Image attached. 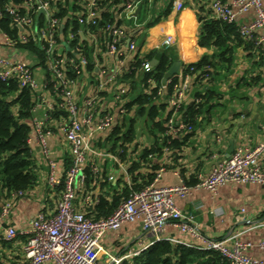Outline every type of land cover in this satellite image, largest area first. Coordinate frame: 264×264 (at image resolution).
<instances>
[{"label":"crops","instance_id":"obj_1","mask_svg":"<svg viewBox=\"0 0 264 264\" xmlns=\"http://www.w3.org/2000/svg\"><path fill=\"white\" fill-rule=\"evenodd\" d=\"M176 1L183 5L180 10L175 8ZM222 1L231 3L233 0ZM211 2L212 0H141L134 13L135 18L131 20L125 18V11L120 10V7L110 5L108 11L118 19V24L126 31L122 42L123 49L128 50V44L134 41L133 54L148 55L151 51H156V54L166 53L175 61H180L181 65H187L199 61L203 56L215 54L214 47L199 45V16L213 19ZM157 17H161L160 20L147 27V24ZM255 18L254 11L250 10L238 14L233 23L239 30L241 26L251 24ZM263 33V29H256L254 35L259 37ZM166 38L170 39V45L164 49L163 42ZM0 55L12 62L27 61L32 64L36 60L26 49L6 47L1 29ZM97 60V66L94 67L93 64L90 68H94L92 77L86 76L74 84L73 92L77 102L94 92L93 81L95 77H101L99 68L104 70L103 78H107L117 66L116 57L109 55L105 49L98 51ZM33 71L41 85L45 78L44 69L34 66ZM119 80L122 81L121 77ZM115 86V83L108 86L103 94L108 92L104 99L102 98L103 105L110 102ZM210 87L216 93L211 100L215 105L205 107L192 132L190 129L181 135L184 138L191 133L180 150L175 154L172 151L165 152L159 158L158 162L165 165V169L155 186L178 185L181 180L189 184L190 189L186 197H176L175 202L185 215H193L200 235L204 238L224 240L228 245L235 241L250 242V247L244 253L264 261V251L257 245L264 239V185L226 183L216 190L195 187L221 158L232 154L238 148L253 149L264 141V44L256 45L255 41L244 39L241 43L234 42L229 69H223L215 76ZM195 90L192 88L187 92L184 105L192 101ZM39 91L48 101L53 100L49 89L41 87ZM139 91L140 85L137 84L126 97L129 99ZM128 117L130 116L125 118ZM176 118L182 120L181 114L176 115ZM66 120L65 113L49 112L45 105L32 109L33 130L29 136V144L35 161L36 182L17 199L11 200L8 197L3 200L5 203H12V206L9 213L0 219V264H22V246L26 235L21 232L28 229L30 220L39 211L53 213L56 209L61 188L49 184L51 171L43 150L35 139L34 124L35 121L42 122L44 127L51 131L48 147L54 164V175L61 180L71 159L70 147L63 132ZM122 123V119L119 120V117L115 116L112 127L90 139V148L99 155L89 153L87 165L95 161L100 168V177L89 186L86 183H77L75 207L85 210L93 217L97 205L92 209H85L82 206L85 193H93L100 199V195L110 194L114 188L119 190L126 184L130 188L132 175L128 169L131 163H138L141 170L146 169L140 164V152L142 147L152 143L153 139L140 118L136 120L134 129L137 148L132 149L127 159L124 162L115 161L109 151L112 142L108 135L113 127ZM231 142L233 144L230 153ZM258 162L264 170V150L259 153ZM103 178L107 182L104 185ZM7 227H14L19 232L12 241L4 239V230ZM158 238L193 247L204 245L201 238L180 230L173 223L165 225ZM133 241L137 242V250H128ZM156 241L153 235L144 234L142 219L137 218L123 224L116 231L107 232L101 238L100 244L105 253H101L100 262L110 264L111 258H122L119 262L121 264ZM46 264L54 263L50 261Z\"/></svg>","mask_w":264,"mask_h":264},{"label":"built area","instance_id":"obj_2","mask_svg":"<svg viewBox=\"0 0 264 264\" xmlns=\"http://www.w3.org/2000/svg\"><path fill=\"white\" fill-rule=\"evenodd\" d=\"M3 10L12 19L13 25L19 29L16 37L3 32V43L6 47L23 48L31 52L34 63L27 61L12 62L0 55V80L13 79L20 88H26L34 94V106L45 105L47 111L63 112L66 123L63 126L64 135L70 147V163L64 172L63 179H58L54 173V164L48 147V137L51 131L46 129L42 122L35 121L34 133L37 143L43 150L50 167L49 184L60 187L61 193L53 213L39 211L30 220L28 229L21 234L26 235L22 246L24 259L22 264H102L101 253H105L100 240L110 231H116L123 224L142 219L144 234L153 235L157 241L158 235L165 225L173 223L184 232H189L202 239L204 245L196 248H205L219 252L227 264H264L263 260L246 255L244 252L250 247V242L235 241L228 245L224 240L204 238L200 235L191 214L185 215L177 206L175 199L186 197L190 187L183 180L178 185L156 187L155 182L161 176L165 166H161L152 183L139 190H131L129 196L121 201L117 208L108 216L95 219L85 210L75 207L77 183L82 185L87 179L85 168L88 166L94 183L100 177V168L95 161L87 165L89 153L99 155L90 148V139L113 126L115 116L123 120L131 116L125 108L127 85L119 80L127 69L130 58L134 55L135 42L128 44V50L122 48L126 37L124 27L117 23H106L98 27L101 16V5L98 0H71L69 10L65 16H56L58 5L64 6L62 0H4ZM124 1V0H123ZM141 0L124 1L125 18H135V10ZM62 2V3H60ZM60 3V4H59ZM75 5V8H74ZM183 7L180 1L175 2L176 10ZM213 18L225 23H233L240 13L254 11L256 18L249 25L239 28L240 36L247 41H255L256 45L264 44V33L255 37L256 29L264 30V0H233L225 3L222 0H212ZM100 29V30H99ZM88 43V53L85 45ZM76 43L72 45V43ZM36 45L41 55L39 58L33 50L25 45ZM170 39L166 38L163 48L167 49ZM105 51L116 57V68L107 78L95 77V90L77 102L73 92L76 81L94 74L93 66H97L98 51ZM87 52V51H86ZM92 65L90 68L89 66ZM34 66H40L45 71V78L41 85L34 76ZM151 61L145 60L142 69L151 72ZM181 83L175 87L173 96L167 99L173 109L172 115L166 121L168 136H178L191 129L176 115L181 113L184 97L189 91L192 76L178 75ZM148 83L154 84L153 78ZM115 83V90L111 93V100L103 105V95L109 85ZM49 84L51 88H49ZM51 91L53 100L48 101L42 96L39 89ZM167 86L162 85L159 94L164 95ZM103 98V99H102ZM199 100H197L198 102ZM264 150V141L253 149L238 148L229 156L221 158L212 167L210 173L201 179L195 187L216 190L226 184H258L264 185V170L259 165V153ZM169 152V151H167ZM155 155H150L153 158ZM115 161H118L113 155ZM111 178V177H110ZM131 188V187H130ZM23 193H12L10 199L15 200ZM99 203V196L85 193L82 206L92 209ZM12 203L3 205L0 219L7 215ZM19 235L14 227L4 230V239L12 241ZM258 247L264 251V239L258 242ZM138 253V252H136ZM109 257V256H108ZM122 258H111L110 264H119Z\"/></svg>","mask_w":264,"mask_h":264},{"label":"trees","instance_id":"obj_3","mask_svg":"<svg viewBox=\"0 0 264 264\" xmlns=\"http://www.w3.org/2000/svg\"><path fill=\"white\" fill-rule=\"evenodd\" d=\"M62 1L64 6L62 7L60 4L62 2L59 3V12L55 13L56 16H65L72 3L71 0ZM124 1L98 0L102 11L99 25L93 30L96 32L97 28L103 27L106 23L118 24V19L109 13L108 8L113 5L122 10ZM4 5L5 1L0 0L2 10ZM160 18L157 17L149 22L147 27L159 21ZM199 20L201 23L199 45L214 47L215 54L203 56L194 63L181 65L179 73L167 80V91L164 95L158 93L161 81L175 61L166 53L162 54L151 72L143 71L142 63L145 60L151 61L155 57L156 51H151L148 55L136 53L130 58L127 69L122 73L121 79L128 88L126 96L136 88L137 84L140 85V91L129 99L127 97L125 108L131 113V116L128 119H123L122 124H117L112 128L108 135V139L112 142L109 151L121 162L127 159L128 154L132 153V149L137 148L138 143L134 129L136 120L139 118L143 120L144 126L146 125L147 128L146 131L152 136L153 141L143 146L140 152V164L146 169L141 170L138 163L132 162L128 169L132 175L131 188L126 184L119 190L114 188L110 194L100 195L95 219L108 217L121 201L129 196L131 190H139L150 184L162 166L158 162L159 158L167 151H172L175 154L190 136L191 133L184 138L181 137L182 134L178 136L165 134L166 121L173 113L167 99L173 96L174 88L181 83L182 79L180 80L179 74L191 75L189 91L192 88L196 89L192 101L186 105L182 104L180 113L182 120L191 127V132L198 124L199 117L205 107L215 105L211 103V100L216 93L210 86L215 76L220 74L223 69H229L234 42L241 43L243 39L234 23H225L214 18L206 19L204 16H199ZM0 29L11 37H16L19 32L5 11H2L0 16ZM74 44L76 43L73 42L72 45ZM83 44L86 48L85 53H88V43L83 41ZM25 47L36 52L37 56L41 58V53L36 45L28 44ZM148 78H153L154 84L148 83ZM48 87L51 88V85L49 84ZM197 100L199 101L197 102ZM33 106L34 94L30 90L20 88L13 79L0 80V214L5 204L3 200H6L12 193H23L36 182L35 161L29 144V136L33 130L31 122ZM150 155L155 156L149 158ZM85 171L88 175L85 183L89 186L92 176L88 166ZM106 183L103 178L102 184ZM109 187L112 189L111 184ZM121 264H227V262L219 252L214 250L196 248L169 240H159Z\"/></svg>","mask_w":264,"mask_h":264},{"label":"water","instance_id":"obj_4","mask_svg":"<svg viewBox=\"0 0 264 264\" xmlns=\"http://www.w3.org/2000/svg\"><path fill=\"white\" fill-rule=\"evenodd\" d=\"M161 56H162V53H157V54L155 55V57L153 58V60L151 61V65H152V66L156 65L157 62H158V60L161 58ZM180 67H181V62L178 61V60L174 61V62L171 64V66H170V68L168 69V71L165 73V75H164V77H163V79H162V81H161V84H162V85H165L166 82H167V80H168L169 78H171L173 75H176V74L179 72ZM230 144H231V145H230L229 152L231 153V151H232V144H233V143L231 142ZM227 156H229V155H227Z\"/></svg>","mask_w":264,"mask_h":264},{"label":"rangeland","instance_id":"obj_5","mask_svg":"<svg viewBox=\"0 0 264 264\" xmlns=\"http://www.w3.org/2000/svg\"><path fill=\"white\" fill-rule=\"evenodd\" d=\"M137 242L136 241H133V242H131V244L129 245V248H128V250H131V251H135V250H137Z\"/></svg>","mask_w":264,"mask_h":264}]
</instances>
